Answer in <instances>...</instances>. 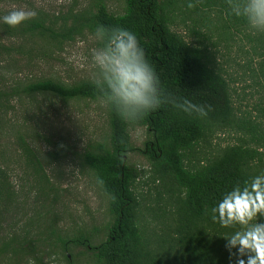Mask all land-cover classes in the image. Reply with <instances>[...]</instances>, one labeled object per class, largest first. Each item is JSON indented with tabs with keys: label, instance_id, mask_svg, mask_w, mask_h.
<instances>
[{
	"label": "trees",
	"instance_id": "obj_1",
	"mask_svg": "<svg viewBox=\"0 0 264 264\" xmlns=\"http://www.w3.org/2000/svg\"><path fill=\"white\" fill-rule=\"evenodd\" d=\"M180 1L124 0V12L115 14L109 11L107 0H94L89 9L60 17L38 8L35 19L17 27L0 21V106L10 105L21 93L36 92H52L66 99L103 100L91 80L65 84L47 78L7 86L2 70L10 68L8 64L14 66L6 56L16 62L37 50L34 44L41 43V49L60 44L85 30L94 32L99 24L123 27L137 35L166 93L181 102L187 99L211 106L207 115L201 116L165 103L139 121L126 122L106 103L109 140L87 149L82 159L110 197L112 222L107 237L98 244L84 236L71 240L91 249L98 264H235L224 237L234 229L214 222L210 210L236 184L264 173V32L250 29L243 18L231 14L226 0H204L205 9L190 8L197 14L196 21L206 20L208 27L209 10L218 7V24L214 25L219 40L226 43L228 58L224 62L230 61V65L216 68L201 48L171 29V12L180 7ZM9 10L0 5V17ZM131 126L147 129L149 138L144 147L132 144ZM214 130L232 132L236 142L190 169L188 151ZM131 151L143 153L156 178L170 183L175 224L172 233L157 236L155 242L150 241L139 221L135 182L140 172L127 162ZM34 164L43 170L39 159ZM43 177L50 181L46 174ZM16 193L0 164V201L11 203ZM257 220L264 222V217ZM61 241L62 248L68 249L69 240ZM65 257L70 260L69 254Z\"/></svg>",
	"mask_w": 264,
	"mask_h": 264
},
{
	"label": "rangeland",
	"instance_id": "obj_2",
	"mask_svg": "<svg viewBox=\"0 0 264 264\" xmlns=\"http://www.w3.org/2000/svg\"><path fill=\"white\" fill-rule=\"evenodd\" d=\"M93 2L5 0L0 5L7 10L13 6L41 8L60 17L89 9ZM186 2L205 9L204 0L180 1V7L171 12V29L201 48L214 67L229 66L230 61L224 62L228 58L226 43L219 40L215 26L218 7L209 10L211 22L207 27L206 20L196 21V12L187 8ZM107 6L109 11L122 14L125 2L107 0ZM34 46L37 50L22 55L16 62L6 56L14 64L2 69L7 86H23L47 78L65 84L92 80L96 69L90 52L98 46L94 32L85 30L74 39L46 45L48 49H41V43ZM21 94L11 99L10 105L0 106V164L5 179L17 191L11 203L0 201V264H98L91 249L71 240L84 236L90 243L98 244L107 237L112 222L110 197L82 159L87 149L109 140L106 102L66 99L52 92ZM129 132L132 144L144 147L149 138L147 129L131 126ZM235 142L232 132L209 131L188 151V167L197 168L200 162L215 157ZM36 159L41 161L43 170L34 164ZM127 162L140 172L135 182L139 221L150 241L155 242L157 236L172 233L175 224L170 183L156 178L140 151L129 152ZM62 239L69 240L66 250ZM65 254L70 255V260Z\"/></svg>",
	"mask_w": 264,
	"mask_h": 264
},
{
	"label": "clouds",
	"instance_id": "obj_3",
	"mask_svg": "<svg viewBox=\"0 0 264 264\" xmlns=\"http://www.w3.org/2000/svg\"><path fill=\"white\" fill-rule=\"evenodd\" d=\"M226 3L231 14L243 18L250 29L264 32V0H226ZM187 6L196 5L189 2ZM37 16L35 8L13 6L0 21L17 27ZM94 39L98 46L90 52L96 69L91 83L124 121H139L147 112L165 103L201 116H206L211 109L210 105L193 104L187 99L178 101L166 93L139 38L130 30L99 24L94 30ZM210 211L214 222L234 229L224 237L225 247L230 259L235 257V264H264V222L257 220L264 217V173L236 184Z\"/></svg>",
	"mask_w": 264,
	"mask_h": 264
}]
</instances>
